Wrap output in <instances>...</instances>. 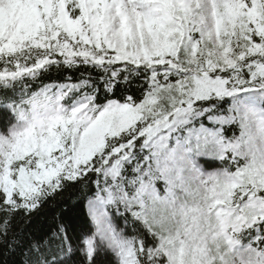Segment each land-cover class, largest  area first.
Returning a JSON list of instances; mask_svg holds the SVG:
<instances>
[{
  "label": "snow or ice",
  "instance_id": "obj_1",
  "mask_svg": "<svg viewBox=\"0 0 264 264\" xmlns=\"http://www.w3.org/2000/svg\"><path fill=\"white\" fill-rule=\"evenodd\" d=\"M0 264H264V0H0Z\"/></svg>",
  "mask_w": 264,
  "mask_h": 264
}]
</instances>
